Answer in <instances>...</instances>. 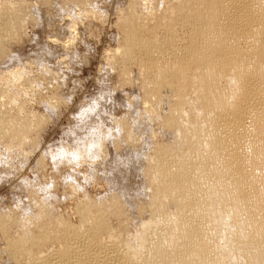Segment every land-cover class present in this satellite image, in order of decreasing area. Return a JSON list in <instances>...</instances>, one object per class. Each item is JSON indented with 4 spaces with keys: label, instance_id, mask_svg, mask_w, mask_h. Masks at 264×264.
I'll list each match as a JSON object with an SVG mask.
<instances>
[{
    "label": "bare ground",
    "instance_id": "6f19581e",
    "mask_svg": "<svg viewBox=\"0 0 264 264\" xmlns=\"http://www.w3.org/2000/svg\"><path fill=\"white\" fill-rule=\"evenodd\" d=\"M155 3L160 13L149 17L137 11L136 2L129 5L118 22L123 48L113 54L124 75L130 66L137 68L144 105L150 104L142 119L172 132L169 142L154 141L144 155L148 198L141 209L147 219L128 238L120 236L124 225L113 235L108 216H122L121 203L113 196L99 203L83 197L74 203L77 223H69L32 187L35 214H0V233L13 260L264 264V0ZM16 13L3 21L4 30L22 25ZM180 28L188 29L183 46L177 44ZM22 73L20 68L0 72V84L31 86ZM10 97L0 90V109L15 100ZM21 113L0 110V135L17 146L40 123L35 113L31 121ZM121 128L126 144L137 142L135 129L125 123ZM15 227L17 234L8 236Z\"/></svg>",
    "mask_w": 264,
    "mask_h": 264
},
{
    "label": "rangeland",
    "instance_id": "374dc122",
    "mask_svg": "<svg viewBox=\"0 0 264 264\" xmlns=\"http://www.w3.org/2000/svg\"><path fill=\"white\" fill-rule=\"evenodd\" d=\"M154 1L156 2L87 0L81 5L77 1H67L64 4L62 0H0V48L3 51L0 55V72L20 68L24 75L22 80L31 84L18 89L7 88L6 84L5 86L1 83L0 90H8L10 99L15 98L16 101L6 103L8 109L3 106L0 110H10L11 113L15 110V113L28 114L27 121H31L29 115L35 113L40 122L38 128L31 130L25 142L29 141L18 146L8 137L0 135V156L7 157V166L0 164L1 215L35 214L37 208L29 193L34 187L40 197L69 223H77L76 214L73 212L76 206L74 203H80L84 198L99 203L116 197L121 203L124 214L108 216L113 235L124 225L126 230L120 233V236L122 234L128 238L147 219L148 212L144 208L141 209L148 198L142 174L144 155L150 152L154 141L169 142L172 132L162 130L161 126L142 119V111L147 110L150 104L144 105L137 68L135 65L130 66L124 75L119 66L121 64L117 62V56L114 58L113 54L123 48V36L118 22L127 13L129 5L136 2L137 11L142 16L149 17L154 11L155 15L160 13V5ZM10 6L18 10H10ZM153 6L155 8H152ZM8 9L9 11H6ZM15 13L24 22L12 31L4 30L3 21L16 17ZM186 32L188 33L187 28L178 30L179 46H183L182 39L186 37ZM70 96L71 103L68 102ZM101 96L103 99H100ZM46 100L50 107H47ZM93 100H96L99 107L87 120L80 122L70 118L81 108L89 106ZM20 105L22 108H19ZM122 123L137 131V144L124 142ZM92 128H98L101 136L109 137L103 141L102 149L93 152L99 158L95 161L85 158L75 172L70 171L75 165H69L67 162L60 163L58 170L52 171V164L44 154L48 144L55 145L59 139L65 147L74 148V140L82 139ZM79 173L87 174V185L82 184ZM66 175H73L77 183L82 184L84 191H75L71 182L62 183L61 177ZM21 177H26L27 185L19 183ZM49 179L54 180L55 185L46 189L45 185ZM61 196L65 199L61 200ZM16 197L25 201L20 205L19 211L12 207L16 203ZM15 233L17 234L16 227L8 232V236L12 237ZM4 239L5 236L0 233V264H26L23 261L25 258L19 259V262L9 256Z\"/></svg>",
    "mask_w": 264,
    "mask_h": 264
},
{
    "label": "clouds",
    "instance_id": "9594fccd",
    "mask_svg": "<svg viewBox=\"0 0 264 264\" xmlns=\"http://www.w3.org/2000/svg\"><path fill=\"white\" fill-rule=\"evenodd\" d=\"M100 99H103V97L101 96ZM71 100L72 97L70 96L68 98V102L71 103ZM98 107L99 105L96 100H93L89 106L81 108L79 112L72 114L70 118L76 119L80 122H84L91 114H94L96 112ZM108 138V136H101L98 128H92L82 139L74 140V144L76 145V147L71 149L65 147L64 144L59 139H57L55 145L53 143L48 144L47 148L44 150V154L47 155L49 161L52 164V171H57L58 165L60 163L67 162L69 165H75L74 168L70 169V171L75 172L81 167V162L85 158L91 159L92 161H95L99 158L98 156H95L93 152L94 150H100L102 148L103 141L107 140ZM5 151H7V149ZM6 160L7 157L0 156V164L7 166ZM21 167L23 166L21 165ZM79 175H81L82 177V184L87 185L89 183V177L87 176V174L79 173ZM61 181L65 184L71 182V184L75 186V191H84V187L82 186V184L77 183L73 175H66L61 177ZM19 183L26 184V177H21ZM54 185L55 181L49 179L48 183L45 185V188L50 189ZM60 199L64 200L65 197L61 196ZM15 200L16 203L12 207L19 211L20 205L22 203H25V201H22L19 197H16Z\"/></svg>",
    "mask_w": 264,
    "mask_h": 264
}]
</instances>
